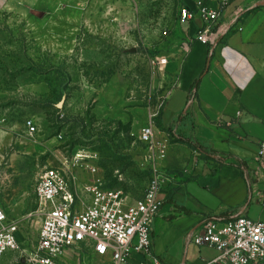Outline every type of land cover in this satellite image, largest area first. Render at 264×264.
Here are the masks:
<instances>
[{"label": "rangeland", "instance_id": "rangeland-1", "mask_svg": "<svg viewBox=\"0 0 264 264\" xmlns=\"http://www.w3.org/2000/svg\"><path fill=\"white\" fill-rule=\"evenodd\" d=\"M89 4L82 23L49 32L0 11V198L28 253L41 224L28 214L37 209L35 181L44 167L71 166L81 183L101 180L130 199L143 197L151 176L133 109H145L147 119L158 109L155 59L181 20L182 0ZM86 152L95 158L80 160ZM0 264L27 263L8 250ZM58 264L109 260L81 244Z\"/></svg>", "mask_w": 264, "mask_h": 264}, {"label": "crops", "instance_id": "crops-1", "mask_svg": "<svg viewBox=\"0 0 264 264\" xmlns=\"http://www.w3.org/2000/svg\"><path fill=\"white\" fill-rule=\"evenodd\" d=\"M91 1L0 0V11L49 32L82 23ZM192 1L182 5L192 7ZM205 2L218 6L217 0ZM220 24L214 48L196 39L199 20H180L165 53L156 57L167 58L154 67L153 88L164 98L156 138L170 133L175 140L160 162L174 180L161 193L152 226L153 250L167 264H216L219 251L192 240L208 220L225 222L244 214L264 221V170L257 171V180L254 161L264 140V0L231 1ZM133 113L144 127L147 111ZM143 258L134 253L130 264Z\"/></svg>", "mask_w": 264, "mask_h": 264}, {"label": "built area", "instance_id": "built-area-1", "mask_svg": "<svg viewBox=\"0 0 264 264\" xmlns=\"http://www.w3.org/2000/svg\"><path fill=\"white\" fill-rule=\"evenodd\" d=\"M233 0H217L212 8L205 0H193V6L181 5V20H199L196 39L208 46L222 35L220 19ZM224 29V28H223ZM225 30V29H224ZM167 32H165L166 34ZM167 63L166 57L155 59L158 66ZM151 112L142 127L139 141L145 146V161L151 176L143 197L133 201L123 191L106 188L101 180L81 183L71 166H46L37 175L35 197L37 209L28 214L41 217L37 240L31 252H25L19 240V222L13 220L0 198V256L6 251H18L27 264H58V258L77 245H85L109 264H130L134 253L143 255L139 264H167L153 250L152 226L163 203L162 191L172 184L174 176L160 162L172 135L156 138V117L163 105ZM26 128L30 135L36 123L29 119ZM264 140L254 158L257 171L264 170ZM96 172L95 168L91 169ZM196 245H208L219 251L216 264H264V221L247 215L219 222L208 220L200 232L194 233Z\"/></svg>", "mask_w": 264, "mask_h": 264}, {"label": "bare ground", "instance_id": "bare-ground-1", "mask_svg": "<svg viewBox=\"0 0 264 264\" xmlns=\"http://www.w3.org/2000/svg\"><path fill=\"white\" fill-rule=\"evenodd\" d=\"M78 156L81 157L80 160H86V159H88L91 156V154L86 152L84 155L83 154H79Z\"/></svg>", "mask_w": 264, "mask_h": 264}, {"label": "trees", "instance_id": "trees-1", "mask_svg": "<svg viewBox=\"0 0 264 264\" xmlns=\"http://www.w3.org/2000/svg\"><path fill=\"white\" fill-rule=\"evenodd\" d=\"M186 142L192 146L193 148H196L195 144H193V142L191 140H186Z\"/></svg>", "mask_w": 264, "mask_h": 264}, {"label": "water", "instance_id": "water-1", "mask_svg": "<svg viewBox=\"0 0 264 264\" xmlns=\"http://www.w3.org/2000/svg\"><path fill=\"white\" fill-rule=\"evenodd\" d=\"M218 42H219V41H217V42L214 44V48H215V46L218 44Z\"/></svg>", "mask_w": 264, "mask_h": 264}]
</instances>
